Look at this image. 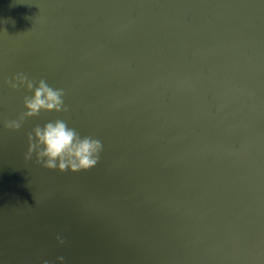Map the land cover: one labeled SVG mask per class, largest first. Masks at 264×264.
Here are the masks:
<instances>
[{"label": "water", "instance_id": "obj_1", "mask_svg": "<svg viewBox=\"0 0 264 264\" xmlns=\"http://www.w3.org/2000/svg\"><path fill=\"white\" fill-rule=\"evenodd\" d=\"M18 72L68 110L6 128ZM57 118L94 167L27 158ZM44 260L264 264V0H0V264Z\"/></svg>", "mask_w": 264, "mask_h": 264}, {"label": "clouds", "instance_id": "obj_2", "mask_svg": "<svg viewBox=\"0 0 264 264\" xmlns=\"http://www.w3.org/2000/svg\"><path fill=\"white\" fill-rule=\"evenodd\" d=\"M12 89L26 88L30 95L24 96V108L17 118L7 119L4 126L11 130H19L28 118L38 116L42 111L65 112V89L54 87L45 78L38 81L23 72H18L7 80ZM27 158L33 155L38 163L50 170L61 172H78L94 167L103 150L100 138L81 133L63 118L48 120L44 124H36L28 133ZM64 261L63 256L57 257ZM43 264H50L44 260Z\"/></svg>", "mask_w": 264, "mask_h": 264}]
</instances>
